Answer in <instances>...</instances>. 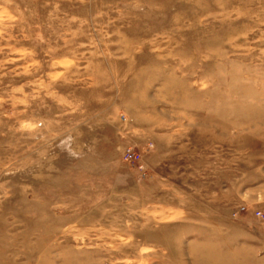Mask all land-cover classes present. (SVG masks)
I'll use <instances>...</instances> for the list:
<instances>
[{"label":"rangeland","instance_id":"1","mask_svg":"<svg viewBox=\"0 0 264 264\" xmlns=\"http://www.w3.org/2000/svg\"><path fill=\"white\" fill-rule=\"evenodd\" d=\"M257 212L264 0H0V264H264Z\"/></svg>","mask_w":264,"mask_h":264},{"label":"built area","instance_id":"2","mask_svg":"<svg viewBox=\"0 0 264 264\" xmlns=\"http://www.w3.org/2000/svg\"><path fill=\"white\" fill-rule=\"evenodd\" d=\"M152 144L147 143V147H151ZM123 157L126 161L131 162L133 164L138 165L139 169L143 168V165L140 163L141 161V154L139 151L134 150L132 147H127L125 151L123 152ZM258 217L264 216L261 212L256 213Z\"/></svg>","mask_w":264,"mask_h":264}]
</instances>
